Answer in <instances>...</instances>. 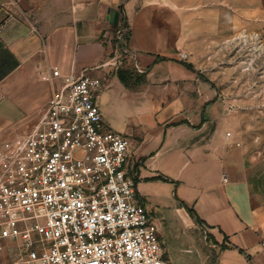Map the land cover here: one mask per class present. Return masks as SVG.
Listing matches in <instances>:
<instances>
[{
	"label": "crops",
	"instance_id": "obj_1",
	"mask_svg": "<svg viewBox=\"0 0 264 264\" xmlns=\"http://www.w3.org/2000/svg\"><path fill=\"white\" fill-rule=\"evenodd\" d=\"M201 23L208 39L192 37ZM235 24L264 40V0H0V141L41 122L48 67L100 77L96 100L130 138L128 172L168 258L264 264V115L216 82L211 49L218 26ZM0 242V264H22L20 248Z\"/></svg>",
	"mask_w": 264,
	"mask_h": 264
},
{
	"label": "built area",
	"instance_id": "obj_2",
	"mask_svg": "<svg viewBox=\"0 0 264 264\" xmlns=\"http://www.w3.org/2000/svg\"><path fill=\"white\" fill-rule=\"evenodd\" d=\"M41 74L54 83L41 122L0 141V239L22 264H175L128 172L130 138L105 123L102 79Z\"/></svg>",
	"mask_w": 264,
	"mask_h": 264
},
{
	"label": "rangeland",
	"instance_id": "obj_3",
	"mask_svg": "<svg viewBox=\"0 0 264 264\" xmlns=\"http://www.w3.org/2000/svg\"><path fill=\"white\" fill-rule=\"evenodd\" d=\"M191 25L187 24L186 28ZM193 27L196 29L192 33L194 39L199 36L208 39L209 29L206 24L201 23ZM217 33L221 36L218 37L217 43L211 46L212 50L216 48L213 53H217V64L221 66L216 82L223 87L226 85L235 98H247L250 103L242 104V107L264 115V40H261L262 37L256 30H250L248 27L241 29L236 24L220 25ZM203 34L205 35L202 36ZM195 43L201 47L200 51H204L203 48L208 51V45L212 42L198 40ZM183 53L187 55L183 56ZM181 55L188 58L187 52H182ZM239 100L237 101L240 102ZM164 243L169 247L168 236ZM206 248L208 249L209 245H206Z\"/></svg>",
	"mask_w": 264,
	"mask_h": 264
},
{
	"label": "water",
	"instance_id": "obj_4",
	"mask_svg": "<svg viewBox=\"0 0 264 264\" xmlns=\"http://www.w3.org/2000/svg\"><path fill=\"white\" fill-rule=\"evenodd\" d=\"M111 12V17H110V21L114 24H118V21H119V11L112 8L110 10Z\"/></svg>",
	"mask_w": 264,
	"mask_h": 264
}]
</instances>
